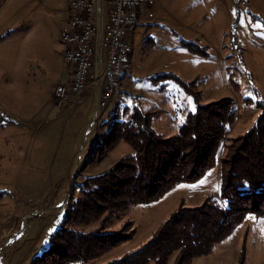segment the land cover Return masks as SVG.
Instances as JSON below:
<instances>
[{"label": "rangeland", "instance_id": "1", "mask_svg": "<svg viewBox=\"0 0 264 264\" xmlns=\"http://www.w3.org/2000/svg\"><path fill=\"white\" fill-rule=\"evenodd\" d=\"M69 1L0 0V264H32L63 226L86 179L135 154L124 140L101 153L97 143L113 120H128L136 108L153 112L154 130L170 137L199 103L231 97L236 119L221 145L222 160L225 145L247 133L261 113L256 102L264 100V27L255 25H264V0H151L126 35L131 50L117 88L97 111L85 99L96 100L90 90L79 106L56 100V85L73 72L61 39ZM188 41L203 52L184 46ZM165 73L191 83L193 91L158 78ZM89 113L92 126L83 135ZM219 159L198 180L130 206L106 225L78 226L133 236L95 261L71 264H105L141 247L183 203L197 206L212 197L226 206ZM243 247L245 264H264V216L248 217L193 264H239Z\"/></svg>", "mask_w": 264, "mask_h": 264}, {"label": "trees", "instance_id": "2", "mask_svg": "<svg viewBox=\"0 0 264 264\" xmlns=\"http://www.w3.org/2000/svg\"><path fill=\"white\" fill-rule=\"evenodd\" d=\"M183 45L196 53L203 52L193 42ZM166 77L193 91L191 83L174 74L158 76ZM256 104L261 113L254 126L225 145L222 160L221 145L236 119L235 100L231 97L209 106L199 103L196 112L188 113L184 124L170 137L154 130L153 112L136 108L128 120H113L102 143H97L101 153L124 140L135 154L86 179L63 226L32 264L92 262L103 257L133 233L84 232L78 226L100 220L106 225L130 206L156 201L177 184L198 180L219 159L226 206H220L212 197L197 206L183 203L147 243L105 264H193L196 258L210 255L248 217L264 216V100ZM245 262L243 247L239 264Z\"/></svg>", "mask_w": 264, "mask_h": 264}, {"label": "built area", "instance_id": "3", "mask_svg": "<svg viewBox=\"0 0 264 264\" xmlns=\"http://www.w3.org/2000/svg\"><path fill=\"white\" fill-rule=\"evenodd\" d=\"M151 0H70L61 32L64 60L72 65V77L56 85L58 105H78L89 92L97 108H105L116 90L117 77L126 68L131 46L128 30L140 24V11ZM79 101V102H78Z\"/></svg>", "mask_w": 264, "mask_h": 264}, {"label": "crops", "instance_id": "4", "mask_svg": "<svg viewBox=\"0 0 264 264\" xmlns=\"http://www.w3.org/2000/svg\"><path fill=\"white\" fill-rule=\"evenodd\" d=\"M71 76H72V72H71V70L68 72V73H66L65 74V76L63 77V82L65 83V82H67V81H69L70 79H71ZM84 95H86V93H84L82 96H84ZM81 96V97H82ZM86 100L87 99H92V102H93V107H94V110H98V108H97V101L96 100H93V98H91V97H89V96H87L86 98H85ZM84 99V100H85ZM86 102L87 101H85V103H84V105L86 104ZM83 105V106H84ZM92 107V108H93ZM96 108V109H95ZM93 113V112H92ZM92 113H89V115H87V119H88V124L86 125V127L84 128V130H83V135H86V134H88V133H90V129H91V126H92V117H93V115H92Z\"/></svg>", "mask_w": 264, "mask_h": 264}, {"label": "snow or ice", "instance_id": "5", "mask_svg": "<svg viewBox=\"0 0 264 264\" xmlns=\"http://www.w3.org/2000/svg\"><path fill=\"white\" fill-rule=\"evenodd\" d=\"M241 22H243V21H241ZM255 27H257V28H259V27H264V25H261L260 23H257L256 25H255ZM195 109L193 108V111H194Z\"/></svg>", "mask_w": 264, "mask_h": 264}, {"label": "bare ground", "instance_id": "6", "mask_svg": "<svg viewBox=\"0 0 264 264\" xmlns=\"http://www.w3.org/2000/svg\"><path fill=\"white\" fill-rule=\"evenodd\" d=\"M128 57H129V55H128Z\"/></svg>", "mask_w": 264, "mask_h": 264}]
</instances>
